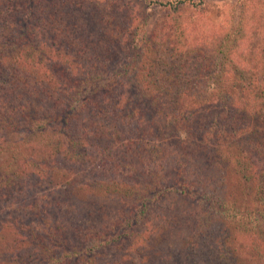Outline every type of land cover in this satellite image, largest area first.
I'll list each match as a JSON object with an SVG mask.
<instances>
[{
    "label": "trees",
    "instance_id": "1",
    "mask_svg": "<svg viewBox=\"0 0 264 264\" xmlns=\"http://www.w3.org/2000/svg\"><path fill=\"white\" fill-rule=\"evenodd\" d=\"M97 2H75L84 11L82 19L85 21L82 20L79 25L77 23L81 20L77 19L79 16L76 17V14H73L72 22L69 21L72 27L55 28L50 18L43 25L40 23L44 32L42 36L56 42L53 54L64 50L65 55L51 58L50 68H45L47 70L43 74L49 82L42 84L45 78L34 82L45 86L47 93L44 96L67 95V102H71V105L77 103L87 114L84 128L93 126L90 133H96V143L100 146L95 150L88 149L77 137L69 144L65 158H71L72 163L63 164L67 169L66 174L62 173L59 178L68 179L74 187H78L76 182L80 179H83L82 186L87 185L91 180L84 182V177L94 169L91 171L93 180L102 175L111 177L115 172L121 173L124 180H134V185L128 186V190L139 186L134 190L130 202L137 211L134 212L133 208L134 213L130 210L124 212L122 209L124 215L112 221L118 226V233L113 234L112 238L116 236L129 245L133 244L137 237L135 225L144 224L147 218L164 215L168 209L166 220L161 219L159 223L164 229L167 227V232L181 233L183 239L175 246V254H170L173 262L161 259L162 264H193L194 252L187 248L192 245L196 232L203 227L200 218L196 220L188 215L186 209L173 211L169 206L173 198L190 201L195 210L202 213L217 211L220 216L232 220L249 237V241L242 245L229 246L232 241L229 243L228 240L217 246L210 244L214 257L202 255L207 257V264H264V79L252 80L254 73L232 63L224 48L216 54L222 61H229L232 70L222 68L211 59L209 65H199L201 69L197 71L192 85L185 82L190 78L183 79L186 72L181 69L152 70L153 74L142 72L143 64H139V57L143 56L144 50L146 53H156L155 56L159 58L163 56L172 64L186 61L184 55L199 58L200 52L192 48L184 51L172 47L170 40L166 44H159L158 48L154 46L155 51L149 43L144 42H140L139 46L137 43L129 46L128 42L137 40L140 31L136 30V26H125L123 13L104 7L101 3L105 2ZM179 4L182 5L183 1H179ZM6 6L0 3V22L7 15ZM69 6L63 0L60 2L63 10ZM73 18L78 21H73ZM9 19L10 15L4 21L8 22ZM7 22H2V30L10 29L11 25ZM77 32H80L79 40L74 37ZM27 33L13 38V42L10 40L11 44H0V63L5 61L3 69L10 71L9 76H4L0 69V127L11 130L10 136H18L21 132L25 137L18 141L9 139L5 147L1 146L0 190L3 184L12 189L15 184L21 183L20 177L13 175L18 172L21 176L26 169L21 165L22 154L25 153L20 152L18 143L24 141L23 144H26L29 138L41 136L46 132L44 129L48 123L55 122L54 128L61 125L70 128L71 125L75 126L74 123L79 126L78 122H72L74 108L70 105L71 110L66 115L54 114L59 111L56 106L50 108L52 110L41 111L20 105L17 114L11 111L18 102H23V98H29L35 92L31 95L28 93L37 91L40 95L41 91L38 84H31V79L26 77L32 71L22 73L23 76L19 73V69H23L21 62L42 66L46 63L44 60L48 59L44 54L45 48L39 49L38 36L35 41L31 29ZM62 34L65 35L59 37ZM23 37L31 39V44H22L24 48H36L27 52L18 48L21 46L14 42L17 40L21 43ZM116 42L125 45L124 50L128 49V54L135 61L133 66L121 63L122 67H118L115 64L119 52L115 49ZM136 48H139L137 52ZM232 48L238 51L237 45ZM74 51L76 55L72 56ZM160 51L162 54H159ZM212 66L214 69H211ZM259 70L258 73L263 75L264 70ZM227 73L231 74L229 84L221 81ZM110 96L113 98L111 104L114 107L117 105L115 111L109 110V101L104 105L109 106L108 109L100 102L102 98L105 102ZM89 110L93 111L90 113ZM93 114H96L94 122L91 120ZM60 132L63 131L56 130L53 134ZM85 135V139L89 137ZM63 139L68 140L66 134L57 136L56 142H53L55 154L59 151L57 145L60 146ZM28 151L29 156L23 159L32 164V169H40L41 164L53 167L48 154L36 148ZM102 163L106 165L105 172ZM14 177L16 181L13 185ZM234 180L237 181L235 184ZM232 188H237L240 195L237 202ZM30 205L35 209L39 207L33 201ZM35 209L33 213L38 212ZM39 215L35 214V219H43L41 230L27 226L26 232L31 240L26 237L9 242L12 250L0 249V264H75L84 253L87 259H92V251L100 247L101 236L97 233L86 234L82 250L79 247L75 249V246L59 247L57 237L54 238L59 221L55 217L46 219L44 210ZM178 218L182 222L185 220L187 226L181 228L177 223ZM203 220V223L209 221L208 218ZM197 223H200V228ZM201 232L205 234L202 229ZM129 245L120 244L122 247ZM223 246L229 247L233 262L220 250ZM1 247L5 249L6 246L0 243ZM178 257L181 261H178Z\"/></svg>",
    "mask_w": 264,
    "mask_h": 264
},
{
    "label": "rangeland",
    "instance_id": "2",
    "mask_svg": "<svg viewBox=\"0 0 264 264\" xmlns=\"http://www.w3.org/2000/svg\"><path fill=\"white\" fill-rule=\"evenodd\" d=\"M61 1L62 0H0V3L2 2L5 6V3H8V5L4 7V9L7 8V15H5L0 22V44L2 42L11 44L10 40L13 42V38L21 37L23 36L22 34L26 35L28 29H31L32 34L35 36V41L38 36L39 49L45 48L44 54L48 57L47 60H44L46 63H43V65L41 64L42 66L36 64L31 65L27 62L23 63L21 60L19 61L23 67V69H19V73L22 75V73H26L29 70L32 71L33 73L29 74L30 77H26L31 79V84H38L39 86L37 87L41 88V91L40 95L37 94V91L27 92L29 95L33 92L36 94L34 93V95H31L29 98H23V102H18L14 110L12 109L11 111L17 114L20 110L17 108L20 107V105L24 108L32 107L34 110L37 109L41 111L46 109L52 110L50 108L56 106L59 108V111L54 114L66 115L71 110L68 106L70 105L74 108V118L72 122L79 123V126L76 123H74L75 126L71 125V129L62 125L60 128H54L55 122L48 123L49 125H46L44 129L46 132L42 133L41 136L36 135L31 138L28 137L29 142L26 144H23L24 141L18 143L20 152L25 153L22 154L23 163L21 165L26 169L24 173H21V176H19L18 172L13 173L14 176L20 177L21 183L15 184L16 178L14 177L13 185H15L12 189H10L11 186L8 187L6 184H3L0 190V243L8 247H5V249L1 247L0 249L4 251L12 250V247L9 246V242L17 241V239L23 240L30 236L29 233L26 232L27 226H29V228L33 227L38 228L37 230H41V222L43 219H35V214L36 216H40V211L44 210L46 219L51 220L52 217H55L56 220L59 221L56 223V236L54 237H57L59 247L64 246L65 248H73V246H75V249L79 247V250H82L85 245L84 241L86 240V234L97 233L98 236H101L100 247L92 251V259H87L84 253L75 264H162L163 261H161V259L167 262H173L170 254H175V246L180 244L179 242L183 239V236L181 233L176 234L175 232L173 234L167 232V227L164 229L163 225L159 223V220L166 218L165 215H169L168 209H166L164 215L161 214V216L153 219L147 218L144 224L135 225L137 237L135 236L136 238H134L133 244L129 245L127 241L117 239L116 236L112 238L113 234L116 235L118 233V226H115L112 221L121 218L124 212L128 210L133 212V208H136V206H133L130 202L134 195V190L139 188V186H136L132 191L128 190V186L134 185V180H124V176L117 172L111 177L105 178V176L102 175V177H99L100 180L97 179V177L96 180H93L91 178V171L94 169L89 171L87 176L84 177V182H89V180H91L89 184L82 186L83 179L76 182L79 188L69 183L70 181L68 179L64 180L59 178L62 173L66 174L65 170L67 169L63 167V164L72 163L71 158H65L68 155L67 151L69 149V144H72V141H75L77 137L81 138L80 141L85 143L88 149L91 148L95 150L96 148H100V146H98L99 143H96V133L94 131L90 133L92 130L90 128H93V126L84 128L87 124V121H84L87 114L77 106V103L71 105V102H67L65 100L67 95L58 96L52 94L50 97L44 96L47 91H45L46 88L42 84L49 81H46L47 79L43 72L47 70L45 68H50L51 58H55V56H59V54L64 56L65 52L61 50L59 54H53V50L56 49L53 48V46H56V42L52 39H45L42 36L44 32L43 28L41 30L40 23L42 22L43 25V22L46 23L48 18H50L55 28L72 27V23L69 21L72 22L73 14H76V17L78 15L79 18L77 19L81 20L77 25L83 20L82 16L84 11L75 3L76 1L80 2V0H63L68 6L70 5L69 8L65 10L60 7ZM179 1H183V4L180 5ZM100 2H105L101 3L104 7L123 13L122 20L126 21L125 26H136V30L140 31V35L136 36L137 40L128 42L129 46L135 43L139 46L140 42H144L149 43L154 50V46L158 48L159 44H166L168 40H170V46L172 47H179L184 51L192 48L200 52L199 58L184 55L183 59L185 58L186 61L182 60L172 64L165 60L163 56L159 58L158 55L155 56L156 53H146L147 51L144 50L142 53L144 57H139V64H143V69H140L142 72H151L153 74L152 70H166V68H169V70H171V68L181 69L182 72H186L183 79L190 78L185 82L189 83L188 85H192V83L195 82L197 71L199 68L201 69L199 65L208 64L211 62V59L212 61H216L215 63L218 62L222 68H226L230 71L232 70L231 64L228 63L229 61H222V59L218 57V54H216L218 50L224 48L228 51L229 59L233 60L232 63L237 66H242L247 70H251L254 73L255 77H252V80L264 79V74L260 75L258 73L261 71L259 69L264 70V0H98L97 3L99 4ZM162 3L164 5H162ZM9 15L10 19L8 22L4 21L6 18H9ZM88 17L89 16H87V18ZM77 19L73 18V21H78ZM2 22L9 23L11 25L10 29L2 30ZM64 35L65 34H62L59 37ZM79 35L80 32H77L74 37L78 39ZM56 39H58L57 36ZM30 41L31 39L23 37L21 38V43L17 40L14 43L21 46L18 48L27 52L30 49L36 48H24L22 44H31ZM115 44V49L119 52H117L116 55L117 62L113 63L118 67L121 63H129L133 66L135 64L134 58L131 59L132 56L128 54V49L124 50L125 45L120 44V42H116ZM128 45L126 47H128ZM235 45H237L238 51H233L232 47ZM138 49L139 48H136L135 52H137ZM159 54H162L161 51ZM74 55H76L75 51L72 56ZM59 59L63 62L62 58ZM11 61L13 60L11 59ZM4 64L5 61L0 63V69L3 71L2 73L4 76H9L10 71H5L3 69ZM12 64L13 63H11V66ZM8 66L7 64V67ZM33 66L34 68H32ZM120 67H122V65ZM211 69H214V67L212 66ZM230 76L231 74L229 73L223 75L221 81L225 84H229L231 81ZM43 78L45 79L41 82L42 84L38 81L34 82L35 80ZM112 100L113 98L110 96L109 99L106 100L107 102H104L103 98L100 102L104 106L107 105L109 101L110 108L109 106L104 107L115 111L117 105L114 107L111 104ZM263 108L260 110H263ZM89 111L91 113L93 110ZM95 115L96 114H93L92 118L90 116L92 121L96 118ZM60 129L63 132H60L58 135L53 134L54 131ZM9 133H11V130H5V128L0 127V150L3 149L1 146H6L5 142L9 139L18 141L21 138H25L21 135V132H19L18 136H10ZM65 134L69 141L63 139V141L60 142L61 145H57L59 151L55 154L53 142H56L55 139L57 136H64ZM85 134L89 135V139H85ZM34 148L37 150L40 149L42 153H46L51 157L53 164L52 168H48L47 164H41L40 169H32V164L29 165L26 163L27 161L23 158H26V156L28 157V150ZM76 163H78V161ZM101 167H104L105 172L106 165L102 163ZM1 168L2 163L0 160V169ZM125 179H127V177H125ZM236 182L237 181L234 180L233 184ZM123 183L124 186L121 187ZM232 195L236 197L237 200H235V202H237L240 198L237 188H232ZM32 201L35 205H39L38 209L31 207L30 204ZM239 203H241V201H239ZM169 206L175 212L186 209L188 215L194 216L196 220L200 218V222L203 224V227L200 228V223H197L200 229L196 232V237L192 245L187 248V250H192V253L194 252L193 264H207V257H203L202 255L209 256V258L214 257L210 249V244L217 246L223 242L225 244V240H228L229 243L232 241L229 246H233L237 244L242 245L249 241V237L245 235V232L239 229V226H236L232 220L220 216L217 211V213L214 211L202 213L195 210L194 204L190 201L182 199L177 200L175 198L170 201ZM33 209L38 212L33 213ZM136 211L137 209L134 212ZM108 217L110 218L109 220ZM171 217L174 218V216ZM205 218L209 219L207 223H203L205 222L203 220ZM177 223L181 228L187 226L185 220L182 222L180 218H178ZM201 229L205 231V234H202ZM188 237H190V235H188ZM28 239L31 240L29 237ZM120 244L129 246L122 247ZM220 250L226 254L228 260L232 261L233 255L229 247L223 246ZM3 253L5 254V252ZM245 255L249 254L246 253ZM182 260L184 259L182 258ZM178 261H181L179 257Z\"/></svg>",
    "mask_w": 264,
    "mask_h": 264
}]
</instances>
